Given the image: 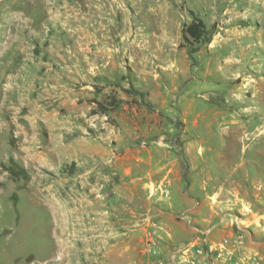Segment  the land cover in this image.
<instances>
[{
    "label": "rangeland",
    "instance_id": "1",
    "mask_svg": "<svg viewBox=\"0 0 264 264\" xmlns=\"http://www.w3.org/2000/svg\"><path fill=\"white\" fill-rule=\"evenodd\" d=\"M191 10L215 25L211 42L192 56L188 47L178 46ZM102 31L116 41L123 36H130L129 42L135 35L148 38L151 47L163 41L157 52L140 50L139 41L127 53L121 42L112 48L120 61L158 54V76L142 80L163 106L162 128L155 135L164 141L154 144L156 157L161 158L162 146L179 151L183 174L196 183L192 188L184 183L183 191L196 198L202 216L209 211L201 201L206 190L215 209L238 223L251 227L246 220L252 213L263 223L264 0H0V264H175V249L206 237L207 225L194 222L189 211L162 220L157 215L161 199H181L179 190L163 187L169 192L164 197L149 195L157 185L131 188L116 169L121 162L117 150L106 163L100 161L97 173H90L84 184L74 162L50 171L25 155L27 137H40L41 143L31 144L35 152L45 149V121L66 112L53 94L75 73L76 39L83 32L99 36ZM175 55L186 62L171 65L179 61ZM127 63L125 76L137 83L138 73ZM114 73L116 93L111 95L120 93L133 102L123 88L129 87L128 80L118 70ZM157 83L162 91L173 83L178 86L165 104L156 93ZM183 102L191 104L186 113ZM154 104L150 109L157 108ZM95 109L88 114V132L110 125L116 130L109 115L113 111ZM199 147L206 150L214 177L205 190L204 173H188L182 153L186 148L198 154ZM219 185L225 187L222 199ZM237 190L240 195L234 194ZM81 195L96 199H77ZM256 233L264 245V230ZM258 255L262 264L263 255Z\"/></svg>",
    "mask_w": 264,
    "mask_h": 264
},
{
    "label": "crops",
    "instance_id": "2",
    "mask_svg": "<svg viewBox=\"0 0 264 264\" xmlns=\"http://www.w3.org/2000/svg\"><path fill=\"white\" fill-rule=\"evenodd\" d=\"M196 15L206 22L204 16ZM191 20L192 18L185 23H189ZM106 32L102 31L99 36H90L83 32L76 39L77 51L73 54L74 58L72 59L75 73L68 74L67 79L63 81L64 84L53 94V97H56V100H58V106L65 108L66 112L64 115L51 117V119L45 121L49 128V135L45 137L49 140V143L42 144L45 145V149L38 153L35 152L34 145L32 146L31 144L34 141L41 143L39 141L40 137H27L30 141L23 148L25 155L29 160L37 161L41 166L48 168L50 171L60 170L68 163L74 162L81 169V176L83 178L80 181L84 184L85 182H89L87 176L90 173H97V168L101 166L100 161L106 163L115 154V150H117L121 155L118 157V159H121V162H116V169L119 172L122 171L126 183L131 188L134 186L156 185L166 188L169 185L179 190L181 199H170L167 203L164 202V199H161V206L158 207L159 212H157V215L162 220L168 222L178 212L189 211L188 213L192 215L194 222L207 225L205 238L209 244L220 245L225 243L236 254L243 252L250 254L254 252L255 254L261 252L263 255L262 264H264V245L256 239V231L264 230V220L261 224L257 221L258 219L254 213H252V218L246 220V222H251L252 225L251 227H246V225L235 221L229 213H223L215 209V206L210 201L213 195H209L205 190L209 181L214 180L212 170L208 166V160L204 156L206 150L199 147L198 154H193L186 148L182 149V153L186 154L187 162L185 166L189 171L188 173L195 170L204 173L203 182L205 185L201 186V188H204L205 196H203L201 201L207 205L209 210L205 217L202 216L205 213L200 212V204L197 203L196 198L188 196L183 191L184 183L190 188L196 183L189 180L188 177L186 178L185 173L183 174V165L179 151L174 153L169 146H162L158 154L161 158L156 157V147L154 144L157 143L159 145L164 141V138L160 137L159 133L155 135L162 128L159 113L163 106H159L160 101L158 99L152 98L149 88L144 89L146 84L142 80L147 79V76L153 73L155 77L158 76L157 69L154 68V58L157 59L158 54L154 53V58L147 53L139 58L129 55L124 61H120L116 57L115 50L112 48L116 39ZM180 36L182 37V29ZM129 40L130 36H123L121 40L116 41L117 43H123L121 44V49L126 53L129 52L131 46L137 45L138 41L139 45L143 44V46H140V50L147 48L155 52L162 48L163 43V41H156L152 44L153 47H151L149 46L148 38H139L136 35L133 40L130 42ZM176 57L179 58V61H172L171 65L179 66V64L186 62L183 55ZM127 62L131 64L132 70L138 73L137 77L139 79H136V86L141 87L143 91L147 92L148 98L153 103L158 104L157 108L152 110L149 107L132 101L128 102L125 95L118 93V98L124 101L119 105L120 109H116L109 114L117 125L116 130L110 125L99 132L95 130L90 134L88 132L91 120L88 118L89 111L97 107V101H102L111 94L116 93L115 87L112 85L113 80H115V70H118L120 76L127 79L129 83L128 77L125 76L128 74L125 71L127 69ZM180 69L177 67L178 72H184L183 69ZM189 70H185L188 75ZM177 87L173 83L171 87L162 91V84L157 83L156 88H158V92L156 93L159 98L162 96V102L165 104V102L170 101L169 97L171 95L174 96L172 93L178 90ZM132 98H135V96L131 95L130 100ZM137 98L139 99V97ZM183 107L186 113L191 104L183 102ZM155 136H159V142H155ZM111 142L113 146H111ZM197 155L200 156V160L198 161ZM199 165L201 166L199 167ZM242 186L243 184L240 183V186L236 188L241 189ZM218 188L220 189L218 199H222L226 196L225 187L219 185ZM234 194L240 195L239 190ZM77 199L96 198L81 195ZM239 199L240 197L236 200V204L240 207ZM245 201H248L247 203L250 204L254 203L252 199H246Z\"/></svg>",
    "mask_w": 264,
    "mask_h": 264
},
{
    "label": "built area",
    "instance_id": "3",
    "mask_svg": "<svg viewBox=\"0 0 264 264\" xmlns=\"http://www.w3.org/2000/svg\"><path fill=\"white\" fill-rule=\"evenodd\" d=\"M105 119H108L106 114ZM157 192L164 197L169 195V192L162 186L156 190L149 189L148 191L150 196L156 195ZM150 245L155 246V241L151 240ZM172 258L175 264H260L258 253L243 252L236 254L225 243L220 245L209 244L206 238L203 241L194 238L178 247L173 251Z\"/></svg>",
    "mask_w": 264,
    "mask_h": 264
},
{
    "label": "trees",
    "instance_id": "4",
    "mask_svg": "<svg viewBox=\"0 0 264 264\" xmlns=\"http://www.w3.org/2000/svg\"><path fill=\"white\" fill-rule=\"evenodd\" d=\"M192 20L189 23H185L182 28V41L179 46L181 48L188 47V54L192 56L198 52L201 47L209 44L212 40V35L215 31V25H208L204 19L197 16L194 11H190ZM129 79V78H128ZM124 91L128 94L134 95L133 102L152 108L154 103L148 98L147 92L143 91L141 87L136 86V83L129 79V87ZM139 97V99L137 98ZM123 102L122 99L115 95H110L102 101H97V107L94 112L109 113L116 110Z\"/></svg>",
    "mask_w": 264,
    "mask_h": 264
},
{
    "label": "bare ground",
    "instance_id": "5",
    "mask_svg": "<svg viewBox=\"0 0 264 264\" xmlns=\"http://www.w3.org/2000/svg\"><path fill=\"white\" fill-rule=\"evenodd\" d=\"M251 82V81H250ZM251 84V83H250ZM246 133V132H245ZM263 134V133H262ZM247 136L250 137V135L247 133ZM249 140V139H248ZM103 234V233H102Z\"/></svg>",
    "mask_w": 264,
    "mask_h": 264
}]
</instances>
